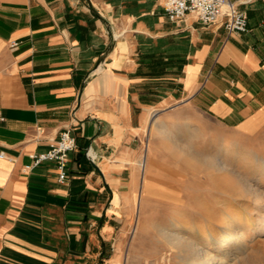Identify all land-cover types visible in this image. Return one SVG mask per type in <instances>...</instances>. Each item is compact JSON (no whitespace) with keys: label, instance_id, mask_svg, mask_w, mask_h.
Returning a JSON list of instances; mask_svg holds the SVG:
<instances>
[{"label":"crops","instance_id":"0c3cea01","mask_svg":"<svg viewBox=\"0 0 264 264\" xmlns=\"http://www.w3.org/2000/svg\"><path fill=\"white\" fill-rule=\"evenodd\" d=\"M232 1L246 32L172 20L163 0H0V264H119L151 112L258 130L264 0ZM65 129L61 182L32 155Z\"/></svg>","mask_w":264,"mask_h":264},{"label":"rangeland","instance_id":"374dc122","mask_svg":"<svg viewBox=\"0 0 264 264\" xmlns=\"http://www.w3.org/2000/svg\"><path fill=\"white\" fill-rule=\"evenodd\" d=\"M188 118L191 120L168 111L150 114L143 135L146 178L141 175L139 190L129 200L134 207L129 208L127 219L124 217L127 230L119 264H157L162 253L169 252V246L161 242L163 238L158 232L163 226L178 230L212 254L219 253V243L226 236L222 227L226 226L228 232L237 231L245 239L246 251L239 255L236 264H264V229L257 226L264 209L254 204L253 195L247 189L253 185L264 195V169L258 167L264 161V121L251 135L206 121L210 129H218L215 137L200 133L196 123L206 119L202 114L192 112ZM235 141L239 144L234 151L219 150L220 143ZM182 146L186 149L182 150ZM221 152L230 163L225 168L219 167ZM142 157L138 162L139 176ZM141 195L145 196L142 212L139 211ZM117 239L118 233L113 238V249ZM237 242L223 247L224 261L238 254L235 247L241 243ZM169 264L184 262L174 257Z\"/></svg>","mask_w":264,"mask_h":264},{"label":"built area","instance_id":"2783aa9c","mask_svg":"<svg viewBox=\"0 0 264 264\" xmlns=\"http://www.w3.org/2000/svg\"><path fill=\"white\" fill-rule=\"evenodd\" d=\"M163 7L172 20H181L189 12H195L205 24L222 21L228 32L242 33L248 30V15L232 0H163ZM17 43H13L14 47ZM77 147L75 135L71 129H65L52 142L50 148L42 153L33 154L35 165L43 161L56 163L59 180L68 179L69 154Z\"/></svg>","mask_w":264,"mask_h":264},{"label":"bare ground","instance_id":"6f19581e","mask_svg":"<svg viewBox=\"0 0 264 264\" xmlns=\"http://www.w3.org/2000/svg\"><path fill=\"white\" fill-rule=\"evenodd\" d=\"M163 133L166 134V131H163ZM168 135H169V133H168ZM227 143H229V142H227ZM238 144H239V141H235L232 144H230V143L225 144L224 142H222L218 145V147L220 148L219 149L220 151H225V152L230 153L236 149ZM185 147L186 146H182L181 147L182 150L186 149ZM177 148H178V146H177ZM226 156H228V155H226ZM219 157L221 160L219 167L225 168L230 164L228 158L225 157V154L222 153ZM209 160H211V159L209 158ZM257 160H259V158ZM140 164H141V168L143 171V177L145 179L146 178V172H147L146 171L147 170V154L144 155V158H142ZM215 164L217 165V163H215ZM258 167H261L264 169V161H262V164L260 163V165H258ZM247 189L253 195L254 204L256 206L262 207L264 209V195H263V193L261 191H259V189L254 188L253 185L248 186ZM144 197H145L144 195H141L140 200H139V211H141V212L143 211V205L145 203ZM262 216L263 217H260L258 219L257 226L260 227L261 229H264V215H262ZM173 223H174V225H177L175 221H173ZM152 225H153V223H152ZM232 225L235 226L234 223ZM222 228H223L226 236L219 243V245L221 246V249L219 248L220 249L219 253L212 254L208 251V249L206 247L200 246L195 240L185 236L184 234H181L178 230L172 231L169 227H166V226L161 227L158 231V232H160V235L163 238L161 240V242H164V244H167L169 246L168 247L169 252L168 253L163 252L161 257L159 258L157 264H169L174 257L179 259V261L184 262V264H236L237 261H239V259H240L239 255L243 254L246 251L245 250V244H244L245 239L243 240L241 237H239L238 236L239 233L237 231H234L232 233V232H228V230L226 229L227 228L226 226H223ZM137 233H138V231H136V234ZM211 237H212V239L216 238L214 235ZM232 241H238L241 243L240 246L235 247V249L238 250V254H235V256L233 257L232 260L224 261L223 257H221V254L224 251L223 247H225V245L229 244Z\"/></svg>","mask_w":264,"mask_h":264}]
</instances>
